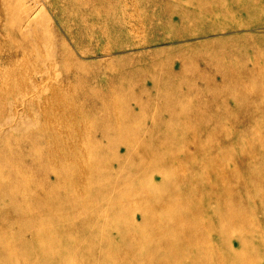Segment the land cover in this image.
Returning <instances> with one entry per match:
<instances>
[{"label":"rangeland","instance_id":"374dc122","mask_svg":"<svg viewBox=\"0 0 264 264\" xmlns=\"http://www.w3.org/2000/svg\"><path fill=\"white\" fill-rule=\"evenodd\" d=\"M0 50V264H264V0H19Z\"/></svg>","mask_w":264,"mask_h":264},{"label":"bare ground","instance_id":"6f19581e","mask_svg":"<svg viewBox=\"0 0 264 264\" xmlns=\"http://www.w3.org/2000/svg\"><path fill=\"white\" fill-rule=\"evenodd\" d=\"M19 3V0H0V7L1 6H4V8H6V9H8V11H11V10H13L14 9V6H16L17 4ZM41 9V8H40ZM42 10V9H41ZM32 15H34V14H32ZM11 16V15H10ZM34 16H36V15H34ZM28 23H30V22H32V19H30V18H28ZM1 51V50H0ZM23 62V61H22ZM24 63V62H23ZM28 64V63H27ZM31 65V64H30ZM27 66V65H26ZM24 68V67H23ZM22 69V68H21ZM23 70V69H22ZM21 71V70H20ZM22 74V73H21ZM31 74V73H30ZM29 74V75H30ZM32 76V75H31ZM48 78V77H47ZM31 79V78H30ZM49 79V78H48ZM47 79V80H48ZM51 79V78H50ZM48 82V81H47ZM57 87V86H56ZM55 87V88H56ZM152 87V86H151ZM56 89H58V88H56ZM60 90H61V88H60ZM158 103V102H157ZM150 146H151V144H150ZM131 147L129 146V150H130V152H132V153H130V155H129V158H131V156L133 155L134 157H136L137 159H139V161L140 160H143L144 158H146L149 154H144L143 153V151L144 152H150L151 150L147 147V148H144V149H142V151H136V149H134V148H132V149H130ZM155 147H152L151 149L153 150ZM189 148V147H188ZM163 150V149H162ZM126 151V150H125ZM125 153V152H124ZM101 157H102V159H100L101 161H108L107 160V156H103V155H100ZM162 159L160 160V163L162 164V166H164V165H166V163L167 164H171V162H174V160H177V158H176V156H167V157H161ZM128 160V159H127ZM116 162V161H115ZM202 164V163H201ZM207 164V163H206ZM209 164H211V163H209ZM115 166V165H114ZM104 168V167H103ZM114 168V167H113ZM116 169H118V168H116ZM163 168H161V170H162ZM163 172V171H162ZM102 173V172H101ZM100 173V174H101ZM167 174V173H166ZM18 175V174H17ZM168 175V174H167ZM16 177H20V176H16ZM21 178V177H20ZM163 178V179H162ZM151 179H152V181H153V183L154 184H156L158 181H161L160 182V184H164V188H166V189H169L171 192H174L176 189L174 188V184H168V187H165L166 186V183H167V181H166V178L164 177V175H162L160 178H159V175H158V173H156V174H154L152 177H151ZM161 179V180H160ZM165 179V180H164ZM10 180V179H9ZM18 181V180H17ZM127 184V183H126ZM125 183H123V187L124 186H127ZM104 188H102V189H100V190H103ZM177 192V191H176ZM178 194H179V192H177ZM161 195V199L159 198V200L160 201H164V200H166V199H164L163 200V198H167L164 194H160ZM145 201V200H144ZM143 201V202H144ZM138 202L139 203H142V200H141V198L140 199H138ZM149 207V206H148ZM151 207V206H150ZM134 221H129L128 223H126L125 224V226H124V228H125V230H129V231H131V232H133V230H136L137 228H142L143 227V224L145 225L146 223H152L153 224V221H152V219H148L147 217L144 219V222H139L138 220H135V218L133 219ZM220 238H221V236H220ZM235 239V238H234ZM233 239V240H234ZM221 240V239H220ZM232 240V241H233ZM241 243H242V239H241ZM229 251L228 252H230L231 253V251H233L232 249H231V246L229 247V249H228ZM233 253V252H232Z\"/></svg>","mask_w":264,"mask_h":264}]
</instances>
